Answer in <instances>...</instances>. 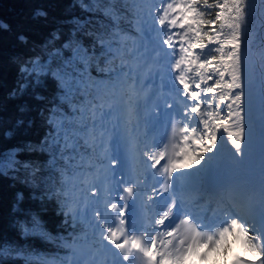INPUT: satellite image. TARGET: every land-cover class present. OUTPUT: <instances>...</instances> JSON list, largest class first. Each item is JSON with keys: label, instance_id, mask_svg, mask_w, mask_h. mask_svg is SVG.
<instances>
[{"label": "snow or ice", "instance_id": "obj_1", "mask_svg": "<svg viewBox=\"0 0 264 264\" xmlns=\"http://www.w3.org/2000/svg\"><path fill=\"white\" fill-rule=\"evenodd\" d=\"M82 6L113 20L130 12L139 40L121 31L98 35V56L76 38L91 20H74L61 48L53 33L46 56L23 62L25 82L11 93L42 88L51 77L65 98L82 97L72 107L78 122L50 109L49 137L65 168L60 188L38 197L55 199L72 230L63 264H192L195 256L227 254L230 239L255 256L237 254L233 264H264V63L257 79L244 56L252 0H131L130 7L128 0L119 7L93 0ZM18 40L28 42L23 33ZM101 57L109 65L119 59L107 69L114 78L89 83L85 72ZM81 140L87 155L77 153V160ZM18 164L14 156L0 160V173ZM192 187L202 195L189 202L185 192ZM16 199L19 209L23 193ZM23 232L45 235L36 215Z\"/></svg>", "mask_w": 264, "mask_h": 264}, {"label": "trees", "instance_id": "obj_2", "mask_svg": "<svg viewBox=\"0 0 264 264\" xmlns=\"http://www.w3.org/2000/svg\"><path fill=\"white\" fill-rule=\"evenodd\" d=\"M113 2L119 7L124 0ZM92 3L93 0H0V24L7 25V29H0V160L14 156L19 162L16 170L5 168L0 173V264H63L69 259V250L63 245L72 230L65 225V217L60 214L55 199L42 201L38 197L45 191L60 188L59 170L65 168L49 137V133L54 132L48 123L50 109L58 108L69 119L75 115L78 122L79 114H74L72 107L79 104L82 97L74 93L65 98L51 77L42 88L29 87L15 98L11 93L25 82L20 73L23 62L35 55L46 56L52 46L45 47V44L53 33L59 35L54 46L61 48L72 36L74 20H91L85 32L77 33L76 38L86 48L95 47L98 56V35L121 31L135 39L134 17L130 12H123L118 20H113L100 10L89 12L82 6ZM108 3L109 0H100L101 6ZM128 3L130 7L131 0ZM252 3L253 15L250 28L246 29L250 43L247 49L255 55L252 69L258 79L260 65L264 63V5L259 0H252ZM37 11L45 12L46 16H36ZM20 33L27 36L26 44L18 40ZM119 64V59L109 65L101 57L87 68L85 77L89 83L105 84L110 75L114 78L107 69ZM67 72L74 74L72 67H68ZM36 94L43 99H36ZM21 107H25V111L21 112ZM18 120L23 123L17 125ZM46 137H49L47 143ZM77 153L87 155L82 140L73 153L79 160ZM25 164L30 167L24 168ZM17 193L24 195L19 209ZM80 195L77 191L76 196ZM32 215L38 216L43 223L44 236L24 234L23 228ZM49 234L51 238H47Z\"/></svg>", "mask_w": 264, "mask_h": 264}, {"label": "rangeland", "instance_id": "obj_3", "mask_svg": "<svg viewBox=\"0 0 264 264\" xmlns=\"http://www.w3.org/2000/svg\"><path fill=\"white\" fill-rule=\"evenodd\" d=\"M256 128L254 129L253 136L255 135ZM193 170H187L186 172H192ZM230 247L232 245V240L229 241ZM222 252V250H221ZM225 255V253H222L220 257H218L216 252H213L212 256L207 260V263L204 264H218L220 262V259Z\"/></svg>", "mask_w": 264, "mask_h": 264}, {"label": "bare ground", "instance_id": "obj_4", "mask_svg": "<svg viewBox=\"0 0 264 264\" xmlns=\"http://www.w3.org/2000/svg\"><path fill=\"white\" fill-rule=\"evenodd\" d=\"M257 158H258V155H257Z\"/></svg>", "mask_w": 264, "mask_h": 264}]
</instances>
